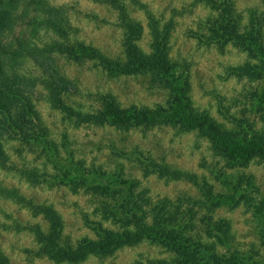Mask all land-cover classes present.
<instances>
[{"label": "rangeland", "instance_id": "obj_1", "mask_svg": "<svg viewBox=\"0 0 264 264\" xmlns=\"http://www.w3.org/2000/svg\"><path fill=\"white\" fill-rule=\"evenodd\" d=\"M201 1L50 0V3L66 8L75 29L73 41L121 62L126 60L125 32L119 17L122 12L145 27L138 44L147 53L151 42L147 29L149 15L162 24L173 21L170 55L180 73L189 78L194 108L212 116L242 143L255 132L264 133V72L257 78L238 77L232 69L247 62L262 64V60L259 56L252 59L232 43L218 45L208 24L211 26L222 10V17L236 19L239 31L245 28L256 33L260 27L264 28L260 19L264 7L259 0H214L215 5H204ZM57 67L74 80L76 90L64 95L59 106H53L47 92L39 87L33 101L43 124L42 138L6 142L10 167L0 169V187L14 189L29 201V205L22 204L0 195V251L10 264H57L37 254L32 228L39 226L47 231L48 224L30 205L53 206L64 222L61 243L76 247L84 238H95L93 223L101 221L100 209L109 202L84 188L75 191L72 185L57 182L56 176L65 169L53 164L46 143L57 145L55 157L71 173L80 165L91 172L101 169L124 179H137L148 188L154 203L161 200L179 203L183 206L185 223L195 224L192 235L203 236L219 221L229 222L232 239L219 246L217 252L264 264V160L255 158L243 165L218 155L211 141L198 131L179 132L176 127L163 124L126 129L105 116L111 106L120 110L131 106H166L168 91L152 87L148 76H111L99 60L81 50L74 59L60 56ZM155 164L192 173L199 184L162 178L155 172L148 174ZM31 169L43 175L39 184L30 183L19 172ZM202 186L216 200L229 196L241 200L234 205H211ZM104 226L109 227L108 223ZM167 256L165 248L146 241L119 250L111 257H92L81 264H158V260Z\"/></svg>", "mask_w": 264, "mask_h": 264}, {"label": "trees", "instance_id": "obj_2", "mask_svg": "<svg viewBox=\"0 0 264 264\" xmlns=\"http://www.w3.org/2000/svg\"><path fill=\"white\" fill-rule=\"evenodd\" d=\"M259 1L264 7V0ZM201 2L204 5L216 4L214 0ZM221 12L222 10L211 22V26L208 24L214 34V41L222 46L232 43L247 52L252 59L259 56L262 60V64L247 62L233 68L232 72L238 77L262 76L264 28L260 27L256 33V30L249 32L245 28L239 31L240 25L236 19L224 18ZM119 17L125 32L124 62L112 60L98 50L73 41L72 33L75 29L65 7L52 6L50 0H0V169L10 167L6 151L8 140L29 141L42 138L43 124L33 101L36 90L43 88L53 106H59L64 95L76 90L74 80L58 70L57 60L60 56L74 59L78 50L99 60L111 76H148L152 87L168 91L169 101L166 106H131L125 110L113 106L108 108L105 116L118 126L131 129L163 124L176 127L179 132L198 131L211 141L215 152L225 159L235 160L243 165L255 158L264 160L263 132H255L240 143L233 133L228 132L212 116L194 108L189 78L180 73L170 55L173 21L162 24L154 15H149L147 29L151 42L147 53L138 44L144 36L145 27L123 12ZM255 19L264 21V11L260 14V19ZM237 20L240 21L239 17ZM46 145L52 152L53 164L65 169L56 176L57 182L72 185L75 191L79 187L84 188L86 192L100 195L109 202L100 209L101 221L93 223L95 238H84L76 247L61 243L64 222L53 206L30 205L36 215H42L48 224L47 231L39 226L32 228L39 256H45L57 264H81L92 257H111L119 250L136 247L147 241L162 246L168 253L166 258L157 261L158 264H261L226 257L217 252L219 246L232 239L229 222L219 221L203 236L192 235L195 224L192 221L185 223L183 206L179 203L170 200L154 203L150 200L148 188L143 187L137 179H124L118 174L110 175L101 169L91 172L80 165L74 169L78 173L75 175L57 161V145ZM152 170L148 174L155 172L162 178L199 184L196 175L189 172L159 164L153 165ZM19 172L33 184H39L43 176L37 169ZM201 189L211 205H234L241 200L240 197L232 196L216 200L217 197L207 187L202 186ZM0 195L29 205V201L14 189L0 187ZM107 223L109 227L104 226ZM0 264H10L8 257L1 251Z\"/></svg>", "mask_w": 264, "mask_h": 264}]
</instances>
